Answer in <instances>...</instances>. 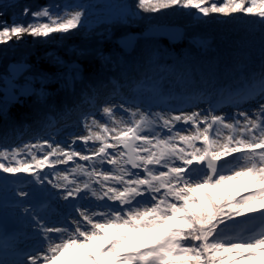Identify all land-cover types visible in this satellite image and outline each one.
<instances>
[{"label": "snow or ice", "instance_id": "obj_1", "mask_svg": "<svg viewBox=\"0 0 264 264\" xmlns=\"http://www.w3.org/2000/svg\"><path fill=\"white\" fill-rule=\"evenodd\" d=\"M135 7L151 13L195 9L204 17L240 13L264 23V0H223L219 5L216 0H136ZM29 14L34 20L27 26L0 22V44L25 34L68 33L85 15L83 8L61 13L51 5L34 12L25 7L21 15ZM41 18L47 22L39 23ZM244 102L255 107L239 111L231 121L211 109L173 115L150 113L127 101L108 103L98 110L102 120L95 114L82 118L87 134L71 142H82L90 154L62 147L53 138L0 147V174H28L39 185L47 181L65 201L104 202L97 205L101 211L73 205L78 216L65 226L48 225L33 215L42 245L26 253L21 264H264V71L244 89L238 103ZM181 122L189 127L177 128ZM74 157L87 163L55 170L75 163ZM44 168L57 182L48 179ZM77 170L86 179H70ZM15 195L27 198L29 192ZM256 220L259 229L250 230L247 226ZM236 225L242 226L230 234Z\"/></svg>", "mask_w": 264, "mask_h": 264}, {"label": "trees", "instance_id": "obj_2", "mask_svg": "<svg viewBox=\"0 0 264 264\" xmlns=\"http://www.w3.org/2000/svg\"><path fill=\"white\" fill-rule=\"evenodd\" d=\"M109 1L131 8L119 26L97 30L80 25L68 33L46 38L25 34L0 44V147H17L61 131L63 124H79L81 117L97 113L110 100L138 105L143 93L154 87L169 91L168 98L177 93L215 110L249 103L238 101L264 71V44L259 40L264 23L260 20L240 13L204 17L195 9H183L173 14L166 27V34L173 37L153 36L147 35L149 28L127 22V18L139 17L136 0ZM216 2L219 5L223 0ZM102 3L108 2L0 0V22L6 21L9 27L14 23L27 26L34 18L21 15L25 7L34 12L51 5L62 13L65 8L86 9ZM115 19L119 21V17ZM137 33L140 35L131 48L120 43L121 38ZM19 61L26 68L14 76L20 86L9 96L6 74L10 73V63ZM22 86L24 94L19 93ZM61 113L63 120L59 119ZM241 226L230 228V234ZM247 227L258 230L260 221Z\"/></svg>", "mask_w": 264, "mask_h": 264}, {"label": "rangeland", "instance_id": "obj_3", "mask_svg": "<svg viewBox=\"0 0 264 264\" xmlns=\"http://www.w3.org/2000/svg\"><path fill=\"white\" fill-rule=\"evenodd\" d=\"M108 3H102L93 5L92 7H87L84 10V17L82 18L81 26L86 28L94 29H106L107 26L112 25L113 27L119 26V22L123 19V15L130 8L128 4L122 6H116ZM121 7V8H119ZM90 8V9H88ZM139 12L138 18H127V22L130 24H141L143 29L151 27H161L170 25L169 20L173 19V14H177V11L183 10L181 8H170L161 10L160 12L151 13L144 12L135 8ZM79 10V9H74ZM71 10V11H74ZM169 12V15L166 13ZM197 14V12H196ZM236 13L234 15H238ZM138 15V13H137ZM199 15V14H197ZM244 18L249 15L241 14ZM119 17V21L117 19ZM177 18V17H174ZM39 23H45L41 21ZM93 29V30H94ZM100 34V33H99ZM38 38V37H37ZM262 44H264V35L259 39ZM26 65L24 62H12L9 65V74H6V94L13 96L15 94V87L20 86L19 83L14 81V76L21 75L23 73ZM29 78V77H28ZM19 89V93L24 94L26 89L25 86ZM18 93V92H17ZM170 95L169 91H163L159 87L151 88L143 93L142 103L138 105L133 103H128L132 106H139L142 110L148 111L150 113L162 112V113H172L173 115H179L181 112L191 113V112H207L208 110H213L215 114L225 115L228 117L229 121L231 118L243 110H251L255 107L254 102L246 103L243 106H233L231 108H222L220 110H215L213 108L207 107L206 104L199 103L195 104V101L178 96L175 93L172 98H168ZM124 101L110 100L108 103H119ZM194 104V106H189ZM103 104L102 106H104ZM101 106V107H102ZM185 108L183 110L184 107ZM100 107V108H101ZM61 112V111H59ZM95 113L96 118L102 120L103 118L99 114V111ZM82 118H80L79 124L76 123L73 126L64 125L60 128L61 131H53L42 137V139L53 138L55 141L60 142L61 146L71 145L77 151H81L82 154H90V152H85L83 149L82 142L77 141L76 144H72V140L77 136L86 135L87 132L83 127ZM59 119L63 120L62 113L59 115ZM188 125H184L182 122L177 124V128H188ZM96 129H94L95 131ZM222 136L228 135V130L220 129ZM184 135H190L191 132H183ZM36 139L30 143H36ZM98 144L99 142H95ZM22 146V145H20ZM93 146V142H89V147ZM183 147V144H180ZM197 147L202 146V142H196ZM19 147V146H17ZM35 151V150H33ZM37 157L42 158V154L37 152ZM20 159H24L23 154ZM52 159V158H50ZM230 159V158H229ZM74 161H69L67 164H60L56 166V171L65 172L75 167L76 163L86 164L87 162L81 161L79 157H74ZM110 167V166H108ZM43 172L48 175V179L57 182V178L52 174V170L44 168ZM77 174L69 173V177L78 178L80 180L86 179V177L78 176ZM59 182H63L62 180ZM95 186V185H93ZM17 191L29 192V197L21 198L15 193ZM245 194V193H241ZM86 202H90L93 205H102L104 202L96 201L94 198L90 200H76L65 201L60 198V190L53 188L50 184L45 181L44 185L36 184L32 177L28 174H19L17 176H10L8 174H0V264H21L25 259V253L19 251L18 247L22 245V239L29 243L34 249H38L42 245V240L38 235V229L36 228L35 221L33 220V215L39 216L43 219L44 223H50V220L58 221L56 226H65L66 222L70 223L71 219L78 216V213L74 211L73 205L83 206ZM111 203V202H108ZM118 204V202H113ZM24 204V205H22ZM8 207V208H7ZM28 208L29 212H25L24 209ZM96 210L101 211L103 208H96ZM62 211V212H60ZM223 227V226H222ZM13 233H16V237H13ZM14 247V248H13ZM15 250V251H13ZM241 264H259V261H243Z\"/></svg>", "mask_w": 264, "mask_h": 264}, {"label": "water", "instance_id": "obj_4", "mask_svg": "<svg viewBox=\"0 0 264 264\" xmlns=\"http://www.w3.org/2000/svg\"><path fill=\"white\" fill-rule=\"evenodd\" d=\"M166 26H161V27H156V28H149L147 29V35H153V36H162L166 34ZM139 33L137 34H129L123 38L120 39V43L123 44L124 47L126 48H131L130 45H134L135 42L137 41L138 37H139ZM127 49V50H128Z\"/></svg>", "mask_w": 264, "mask_h": 264}, {"label": "bare ground", "instance_id": "obj_5", "mask_svg": "<svg viewBox=\"0 0 264 264\" xmlns=\"http://www.w3.org/2000/svg\"><path fill=\"white\" fill-rule=\"evenodd\" d=\"M153 28H156V27H153ZM145 33H146V31H144ZM148 34V33H147ZM162 36H165V37H173V34H165V35H162ZM116 101H121V100H116ZM105 104H108V102L107 103H105ZM184 110V109H183ZM110 204H112V206L113 207H115L116 206V204H114L113 202H111ZM22 205H24V204H22ZM83 205H87V206H89L90 208H99V207H97V205H99V204H97L96 206L95 205H93V204H91L90 202H86L85 204H83ZM8 208V207H7ZM60 212H62V211H60ZM50 223H48V225H58L59 223H58V221H54V220H50L49 221ZM47 224V223H46ZM13 235V237L15 238L16 237V233H13L12 234ZM22 245H20L19 247H18V249H19V251H21V252H24L25 254L26 253H31L33 250H34V247H32V246H30L29 245V243H27V242H25L23 239H22ZM14 248V247H13ZM13 251H15V250H13ZM10 264H12V263H10Z\"/></svg>", "mask_w": 264, "mask_h": 264}]
</instances>
